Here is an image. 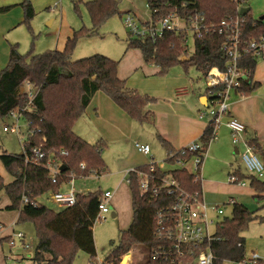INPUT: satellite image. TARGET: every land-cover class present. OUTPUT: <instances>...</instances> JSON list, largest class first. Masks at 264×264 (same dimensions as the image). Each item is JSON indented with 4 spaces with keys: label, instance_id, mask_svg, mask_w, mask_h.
I'll return each mask as SVG.
<instances>
[{
    "label": "trees",
    "instance_id": "obj_1",
    "mask_svg": "<svg viewBox=\"0 0 264 264\" xmlns=\"http://www.w3.org/2000/svg\"><path fill=\"white\" fill-rule=\"evenodd\" d=\"M146 2L151 12V21L142 26L155 27L163 19L175 14L188 23L197 22L203 28L200 38L193 36L195 49L191 54L186 30L166 29L160 37L150 34L129 35L127 49L139 50L147 65L159 69L158 75H166L176 66L185 69L194 66L204 76L213 67L226 69L229 56L223 50L227 39L224 23L239 16L235 0ZM119 4L120 0L85 2L92 22L91 29L73 31L63 50H49L42 54L30 51L23 55L18 45L14 44L10 48L7 67L0 71V118L19 112L28 130L32 132L22 146L21 154L0 153L1 163L13 178L12 182L6 184L0 174V193L4 192L10 200L6 210L18 211L17 223L32 222L35 226L38 244L32 258L34 264H73L80 250L87 252L92 264H96L90 227L99 212L103 192L78 194L75 206L63 209L60 213L39 203L42 196L61 191L72 177H99L106 172L102 157L104 142L90 143L74 131L94 95L104 93L139 124H154V113L146 110V107L156 99L130 89L118 76V61L103 55L77 61L72 59L81 38L94 36L109 18L121 15ZM21 6L24 23L30 27L35 17L34 7L27 0ZM10 8L1 10L7 11ZM240 17L244 22L240 26L239 49L243 56L239 60V67L247 80L242 81L238 92L247 97L260 85L253 80L257 52L250 44L254 39L264 36V21L254 19L249 13ZM204 28L208 29L207 33ZM28 85L33 88L31 98ZM216 127L210 121L198 141L204 145L210 144L216 137ZM157 137L166 151V161L190 160L196 154L189 152L186 147L176 150L161 136ZM247 144L258 152L256 139ZM33 148H40L46 154L39 163L32 160ZM50 158L58 167L66 166V170L59 173L56 183H53L50 171L43 166ZM82 165L85 167L82 168ZM151 165L139 166L135 170L147 172ZM164 174L157 169L155 176ZM171 174L187 192L191 195L198 193L201 198V175L196 177L186 168L173 170ZM128 176L133 220L128 229L121 232L117 244L114 243L103 264H121L123 257L138 247L145 252L144 264H171L172 258L180 259L169 237L176 223L171 210L176 196L168 194L165 189L159 190L157 195L143 194L138 173L131 171ZM230 177L235 178L236 184L247 182L255 192L254 199L264 201V178L244 174L240 169L233 170ZM155 183L160 184L157 181ZM25 197L29 200L28 204L23 203ZM253 221L264 222V216H258L243 204H234L231 216H223L216 224L212 238L201 248L209 246L215 257L214 264L244 262L247 257L243 234ZM257 264H264V260L259 259Z\"/></svg>",
    "mask_w": 264,
    "mask_h": 264
},
{
    "label": "rangeland",
    "instance_id": "obj_2",
    "mask_svg": "<svg viewBox=\"0 0 264 264\" xmlns=\"http://www.w3.org/2000/svg\"><path fill=\"white\" fill-rule=\"evenodd\" d=\"M27 1L33 5L35 10V17L30 22L31 28L24 23V11L20 3L16 7L20 9L21 15V19L18 21V26L12 30L7 37H5L6 40L10 39L11 41H15L13 44L18 45V50L23 55L30 51H32L33 54H42L49 50H62L67 37L70 36L71 33L73 34V31L83 28H92L91 18L85 6V2L91 0ZM250 4L252 9L251 15L254 19L258 20L264 15V0H252ZM10 9L0 12V22H2V17L5 22L9 21L6 20V16L12 12ZM119 11L121 15H115L109 18L99 28L97 34L92 37L81 38L78 41L72 57L74 61L92 57L94 55H103L118 62L123 59L130 35V30L126 25L127 15H135L137 18V25L141 26L144 23L151 21V12L146 0H120ZM15 17L16 13H13L9 18ZM186 31L188 33L189 54H191L195 49L192 26L189 25ZM8 61L9 57L1 68L2 70L7 67ZM157 76L162 77L160 79L170 81L171 83L187 86L190 90L195 92L196 96L204 94L208 87L205 76L194 66H191L188 69H185L182 66H176L166 75L161 76L157 74ZM143 77L141 70H139L136 78L140 79ZM253 80L257 81L260 85L250 96L257 95L258 102L255 109L261 114L264 120L263 59L257 61ZM138 91L143 93L140 90ZM235 94H239V92L233 89L230 92V96ZM218 106V104H210L207 108L203 107V111H205V113H209L211 110L216 111L218 110ZM227 115L228 114L223 115L221 118V124L218 125L216 132L221 134L225 128L224 124L227 125V123L232 120L227 117ZM204 120L209 121L210 116L205 117ZM16 124L17 127L19 126L18 131L13 129ZM4 127L9 128L10 131L4 132ZM74 131L80 136V120L76 123ZM27 134L28 126L20 114L15 113L5 118H0V153L7 152L8 154H21L23 148L20 140L21 138H26ZM220 134L218 135L219 139ZM230 137L231 138L228 137L227 139L231 143L230 145H225L223 152H220L219 147L224 146V144L220 143L218 138L217 140L212 141L209 146L206 145L204 147L207 149V152L201 167V178L203 180V194L205 199L212 200L213 202H210L212 204L215 203L224 207L223 203H225L229 197H235L239 204L245 205L250 211L256 212L258 216H264V201L254 199V190L251 189L247 182L238 184L229 183V171L231 170V165H233L234 168L239 167L244 174H251L246 169L241 157V154L244 153L246 149L245 143L248 141H246L242 134L240 142L234 144L232 135ZM83 139L89 141V138ZM153 140L155 144L153 145V142L150 144L152 150L154 149L155 151L153 154L155 158L153 157V160L157 163H161L166 159L167 154L161 147L158 139L155 138ZM98 141H102L105 144L102 157L106 165V172H104L102 177L90 176L87 178H75L73 187L80 194L116 188L118 177L115 176V172L119 170L120 167V164L118 163L120 158L118 156L122 155V152L129 146L130 142L128 141L129 143L125 145L124 141L111 143L104 138H99L91 143H96ZM262 146L264 149V142L262 143ZM235 148L238 149L239 154H235ZM256 155L264 165V155L260 153ZM121 157H123V155ZM150 160H152V157H150ZM0 174L3 176L6 184L12 181V176L6 171L1 161ZM68 187L70 188L72 186L69 185ZM1 197V202L3 203V201L6 200L4 192L1 193ZM39 203L57 213H60L63 210L50 201V193L39 198ZM120 203L122 206V214H120L119 217L112 216V214L115 213V210L109 206L110 212L103 218H99L100 213L98 212L96 219L92 222L90 227L92 246L95 253L94 262L96 264L105 263L114 247V243L117 244L121 232L128 229L132 223L133 211L131 204L126 202L124 198ZM231 211V206L227 205L224 207V212L227 216H231ZM1 213L2 212H0V264H34L32 258L38 244L34 224L32 222L17 223L16 217L13 219L15 213ZM209 216L214 220V224L209 226L210 232L214 233L216 222H220L223 219V216L217 218V215L212 212H209ZM124 218H126V225L122 228L121 222ZM19 234L23 235L24 238L22 240L17 237ZM9 236H11V242L3 241L5 237ZM243 236L245 237L246 257L250 258L252 252H254L260 259L264 260V222H251ZM144 257L145 252L140 247L133 248L129 254L123 257L121 264H144ZM73 264H92V260L87 252L80 250L75 257Z\"/></svg>",
    "mask_w": 264,
    "mask_h": 264
},
{
    "label": "crops",
    "instance_id": "obj_3",
    "mask_svg": "<svg viewBox=\"0 0 264 264\" xmlns=\"http://www.w3.org/2000/svg\"><path fill=\"white\" fill-rule=\"evenodd\" d=\"M24 1L25 0H0V12H3L1 10L2 8L12 7L10 9L12 12L6 16V20H9L8 22H5L4 18L1 16L0 71L2 70L1 68L5 62L8 60L11 48L10 45L15 42L11 41L10 39L6 40L5 37H7L8 34H10L11 31L18 26V21L21 19V15L20 9L16 7L20 3L22 4ZM250 3L247 4L245 8H249V14L251 15L252 9ZM13 13H16V17L9 18ZM259 20L264 21V15L261 16ZM70 36H68L67 39ZM139 70H141L144 77L137 79L136 75ZM158 72L159 69L157 67L149 66L145 63L142 53L137 49L126 48V53L123 56V59H121L119 62L118 66V76L126 82V85L130 89H138L143 92L142 94H149L151 95L150 97L156 99L154 103H151L146 107V110L152 111L154 113V124H139L132 120L126 112L120 109L107 95L102 92H98L94 95L83 117L80 119V137L82 136L83 138H89L88 140L90 143L98 140L99 138H104L111 143L124 141L125 145L130 142L129 146L126 147L122 152L123 157H121L122 155L118 156L120 158L118 161L120 167L119 170L115 172V176L118 177L116 188L105 190L112 193L110 206L115 210V217H119L120 214H122V206L120 202L123 200V198L132 206V196L128 182V174L134 168L149 164L151 162L150 157L153 159V154L155 152L150 146L151 142H153V145L155 144L153 139H158L157 136L159 135L174 149L179 150L194 142H197L210 122V120H204L205 117H200V115L205 112L203 111V107L207 108L210 104V98L206 92L196 96L193 90H190L187 86H183V84H174L170 81L160 79L162 77L157 76ZM257 102V95L247 97L241 95L240 93L233 96L231 95L228 101L229 111L227 117L230 119H235L245 125L243 137L246 139V141L256 139L259 144V150L257 154L260 153L264 155V149L262 146V143L264 142V120L261 114L255 109ZM224 127L225 128L223 129L222 133L220 134L216 132V137L212 140L214 141L218 138L220 143L224 144V146L219 147L220 152H223L225 145L227 146L231 143L227 139L228 137L231 138L230 129L226 124H224ZM219 134L220 139L218 137ZM136 144L148 145L150 147V155H145L140 152L136 148ZM209 145L210 144H208V146ZM235 150L238 149L235 148ZM235 154H239V151H237V153L235 152ZM235 169L240 168H234L233 165H231V170L229 171L230 184H236L230 182V174ZM99 177H102V175ZM68 186L69 185H63L62 190H67L69 188ZM1 193V214L5 212L15 213L13 219L15 217L18 219V211L6 210V207L10 205V200L6 196V200L2 203ZM231 199H234L236 203H239L235 197H229V199H227V201L223 204L228 203V201ZM204 201L210 206L217 205L215 203H210L213 201L209 199L206 200L205 196ZM125 225L126 218H124V220L122 219L121 222L122 228H124ZM9 237L11 238V236ZM6 238L8 237H5V239ZM5 239L3 241H12L11 239Z\"/></svg>",
    "mask_w": 264,
    "mask_h": 264
},
{
    "label": "built area",
    "instance_id": "obj_4",
    "mask_svg": "<svg viewBox=\"0 0 264 264\" xmlns=\"http://www.w3.org/2000/svg\"><path fill=\"white\" fill-rule=\"evenodd\" d=\"M235 1L238 6L239 16H237L235 19H230V21L227 23H224V27L227 30V39L223 46V50H225L229 56L227 67L225 70H220L218 67H213L208 70L205 75L208 86L206 90H208L207 94L210 98V104H218L219 106L218 110H211L209 113L204 112L200 115V117L210 116V121L214 122L217 127L219 124H221V118L223 115L228 114V99L230 97V92L233 89L238 91L242 81L247 80V76L239 67V60L243 56V53L239 49L241 35L240 26L244 22V20L240 17V10L245 8L246 5L252 0ZM126 25L130 30V34L134 36H145L150 34L152 36L160 37L166 29L175 31L186 30L189 25L192 26L193 36H197V38L202 36L203 31V28L197 22L188 23L186 20L178 18L175 14H171L169 17L163 19L155 27H145L142 25L138 26L136 23V16L128 14L126 17ZM204 31L207 33L208 29L204 28ZM222 32L223 29L220 30V33ZM250 47L257 52V61L259 59L264 60V36L251 41ZM28 90L30 91V98L33 97V88L31 85H28ZM15 113L20 114L19 112H13L11 114ZM227 126L231 131L233 143L238 144L240 142L241 135L245 132V125L235 119H232L227 123ZM13 129L18 131L19 126L17 127L16 124ZM3 131L9 132L10 129L4 127ZM31 134L32 132L28 130L27 137L21 138L20 141L22 146ZM245 144L246 149L245 152L241 154V157L246 169L252 175L263 179L264 165L257 157V152L255 149L249 146L247 143ZM205 146L206 145L199 141L186 146V149L189 152L196 153L190 160L178 159L175 162L164 160L161 163H157L152 159L149 163L152 165L147 172L135 170V168L131 170L138 173L140 177L139 186L143 194L152 193L153 195H157L159 190L165 189L168 194L176 196V201L171 208L176 223L174 230L169 237L174 242V249L180 254V259L172 258L170 261L171 264H214L215 257L209 246L201 248L205 246L206 242L213 236V233L210 232L209 226L214 224V220L210 218L209 212L216 214L217 218H220L225 215V206L228 205L232 207L234 204H236V201L231 199L228 201V203L223 204L224 207L220 205H207L204 201V195H202L201 198L198 193L191 195L171 174V171L173 170L186 168L195 174L196 177L201 175V167L207 152V149L204 148ZM136 147L143 154L150 155V147L148 145L136 144ZM31 153L33 155L32 160L35 163L41 162L46 156V154L40 148H33ZM43 166L50 171L52 181L53 183H56L59 173L61 172L60 167H58V165H56L51 158L46 164H43ZM84 167L85 166L82 165V168ZM157 169L165 173V176H155ZM74 179L75 177H72L70 181L64 184L72 186L67 190L50 193V201H52L58 208L66 209L75 206L77 202V196L80 193L77 192L73 187ZM155 181L159 182L160 184L157 185ZM230 182L235 183V178L230 177ZM111 198L112 193L110 191H103L99 204V218H103L110 212L109 206ZM23 203H29L27 197L23 199ZM17 237L19 239L24 238L22 234H19ZM195 249H198L199 251L196 253ZM259 259L260 258L256 253H252L250 258H247L244 262L236 264H257Z\"/></svg>",
    "mask_w": 264,
    "mask_h": 264
},
{
    "label": "water",
    "instance_id": "obj_5",
    "mask_svg": "<svg viewBox=\"0 0 264 264\" xmlns=\"http://www.w3.org/2000/svg\"><path fill=\"white\" fill-rule=\"evenodd\" d=\"M249 11H250L249 8H242V9L240 10V15H241V16H245L246 14L249 13ZM184 59H185V58H184ZM237 151H238V150H235L236 153H237ZM60 169H61V171H64V170H66V166L63 165V166H61ZM112 216L115 217V214L113 213Z\"/></svg>",
    "mask_w": 264,
    "mask_h": 264
}]
</instances>
